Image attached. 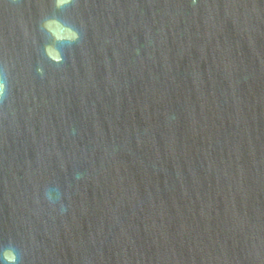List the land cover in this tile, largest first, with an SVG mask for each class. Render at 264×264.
<instances>
[{"label":"clouds","instance_id":"obj_1","mask_svg":"<svg viewBox=\"0 0 264 264\" xmlns=\"http://www.w3.org/2000/svg\"><path fill=\"white\" fill-rule=\"evenodd\" d=\"M196 0H193L195 4ZM76 0H53L55 9L62 10L72 6ZM41 31L46 35L49 43L44 46V54L49 61L55 65L64 63V54L59 45L71 46L80 40L79 31L70 23L61 20L56 16L45 17L40 24ZM55 48V55L51 54V49ZM43 75V69H38ZM9 85L7 68L0 65V106H3L8 98ZM50 199V198H49ZM0 264H19V255L16 248L9 245L0 248Z\"/></svg>","mask_w":264,"mask_h":264}]
</instances>
